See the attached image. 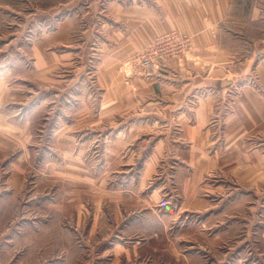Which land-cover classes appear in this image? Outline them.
Returning a JSON list of instances; mask_svg holds the SVG:
<instances>
[{
	"label": "crops",
	"instance_id": "crops-1",
	"mask_svg": "<svg viewBox=\"0 0 264 264\" xmlns=\"http://www.w3.org/2000/svg\"><path fill=\"white\" fill-rule=\"evenodd\" d=\"M126 1L88 6L92 10L78 6L83 7L86 55L97 52L102 99L95 114L89 108L96 102L85 93L77 105L82 114H68L66 125L52 133L65 140L57 145L66 146L71 167L99 171L103 186L107 171H114L113 183L145 203L161 201L165 194L169 183L162 190L154 185L156 191L146 194L163 170L172 178L175 174L181 203L195 207L203 205L204 191L223 190L236 177L251 187L263 182L264 6L248 0H129V6ZM76 7L64 9L63 19L51 15L59 19L56 29L44 33L39 28L41 35L32 41L12 38L10 28L3 29L0 97L9 91L12 75L28 74L27 43L33 72L60 58L75 59L78 39L66 51L56 48L72 44L79 34ZM172 32L190 38L186 60L163 65L151 78L130 76L125 62Z\"/></svg>",
	"mask_w": 264,
	"mask_h": 264
},
{
	"label": "rangeland",
	"instance_id": "rangeland-1",
	"mask_svg": "<svg viewBox=\"0 0 264 264\" xmlns=\"http://www.w3.org/2000/svg\"><path fill=\"white\" fill-rule=\"evenodd\" d=\"M248 1L264 6V0ZM114 4L0 0V33L9 27L12 38L29 41L41 35L39 28L55 30L64 9L77 6L73 22L79 34L56 51H66L77 39L81 43L73 61L60 58L39 72H33L27 43L28 74L20 80L12 75L9 91L0 97V264H264V181L251 187L236 177L223 190L204 191L203 205L195 207L181 203L175 174L160 170L146 194L169 183L165 194L145 203L113 183L114 171H107L103 186L99 171L73 169L66 146L57 145L65 140L53 131L66 125L68 114H82L77 105L85 93L96 102L89 109L95 114L101 109L97 52L86 55L83 7L78 6ZM56 14L59 19L51 20Z\"/></svg>",
	"mask_w": 264,
	"mask_h": 264
},
{
	"label": "built area",
	"instance_id": "built-area-1",
	"mask_svg": "<svg viewBox=\"0 0 264 264\" xmlns=\"http://www.w3.org/2000/svg\"><path fill=\"white\" fill-rule=\"evenodd\" d=\"M192 50L189 37L178 32L160 36L129 61L130 76L151 78L163 65L181 63Z\"/></svg>",
	"mask_w": 264,
	"mask_h": 264
}]
</instances>
